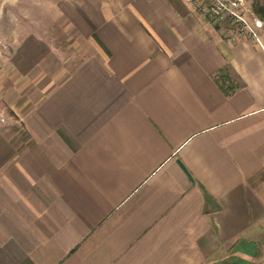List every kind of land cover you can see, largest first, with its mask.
Segmentation results:
<instances>
[{
	"label": "crops",
	"instance_id": "crops-1",
	"mask_svg": "<svg viewBox=\"0 0 264 264\" xmlns=\"http://www.w3.org/2000/svg\"><path fill=\"white\" fill-rule=\"evenodd\" d=\"M35 9L0 56V264H264V36L185 0Z\"/></svg>",
	"mask_w": 264,
	"mask_h": 264
},
{
	"label": "rangeland",
	"instance_id": "rangeland-1",
	"mask_svg": "<svg viewBox=\"0 0 264 264\" xmlns=\"http://www.w3.org/2000/svg\"><path fill=\"white\" fill-rule=\"evenodd\" d=\"M172 1L176 4L177 0ZM242 2L250 9V12L254 15V17L257 18L255 13L252 11V1L242 0ZM201 4H205L206 6V0H198L196 5L197 9H200ZM39 5L42 6V0H0V56H6L12 53L11 44H13V41H17V39L27 31V28L29 26L30 28L33 27V25L35 27L42 26V23L44 22L43 16H39L34 13L36 11L35 8H38ZM244 16L246 20H248L252 24L251 16H248L246 14ZM258 31L261 35L264 34L263 22ZM10 64L11 63L8 61H0V77L8 74V69L5 67L9 66ZM1 68L4 69L3 71L5 72V74L3 73ZM8 107L9 106L6 105V103L2 99H0L1 123L4 121V117H9L10 114L13 115V113L10 109H8ZM10 129L11 125L7 124L5 126V130H8L10 132Z\"/></svg>",
	"mask_w": 264,
	"mask_h": 264
},
{
	"label": "built area",
	"instance_id": "built-area-1",
	"mask_svg": "<svg viewBox=\"0 0 264 264\" xmlns=\"http://www.w3.org/2000/svg\"><path fill=\"white\" fill-rule=\"evenodd\" d=\"M185 1L196 6L198 0ZM206 3V6L200 5L203 15L210 18L217 26L226 29L233 39L248 36L258 41L260 34L258 30L262 22L254 17L242 0H206ZM245 14L251 16L252 24L246 20Z\"/></svg>",
	"mask_w": 264,
	"mask_h": 264
},
{
	"label": "trees",
	"instance_id": "trees-1",
	"mask_svg": "<svg viewBox=\"0 0 264 264\" xmlns=\"http://www.w3.org/2000/svg\"><path fill=\"white\" fill-rule=\"evenodd\" d=\"M251 1H252V11L255 13L257 19H259L264 23V0H251Z\"/></svg>",
	"mask_w": 264,
	"mask_h": 264
},
{
	"label": "water",
	"instance_id": "water-1",
	"mask_svg": "<svg viewBox=\"0 0 264 264\" xmlns=\"http://www.w3.org/2000/svg\"><path fill=\"white\" fill-rule=\"evenodd\" d=\"M259 25V24H258Z\"/></svg>",
	"mask_w": 264,
	"mask_h": 264
}]
</instances>
